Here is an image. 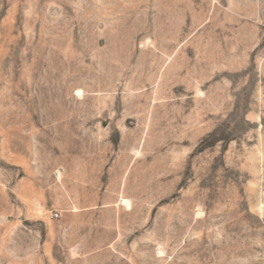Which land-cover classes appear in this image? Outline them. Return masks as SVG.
<instances>
[{"label": "rangeland", "instance_id": "1", "mask_svg": "<svg viewBox=\"0 0 264 264\" xmlns=\"http://www.w3.org/2000/svg\"><path fill=\"white\" fill-rule=\"evenodd\" d=\"M0 264H264V0H0Z\"/></svg>", "mask_w": 264, "mask_h": 264}, {"label": "trees", "instance_id": "2", "mask_svg": "<svg viewBox=\"0 0 264 264\" xmlns=\"http://www.w3.org/2000/svg\"><path fill=\"white\" fill-rule=\"evenodd\" d=\"M217 138H218V137H217V135H216V134H215V135H212V140H213V141H212L211 143H214V142H216V141H217Z\"/></svg>", "mask_w": 264, "mask_h": 264}]
</instances>
